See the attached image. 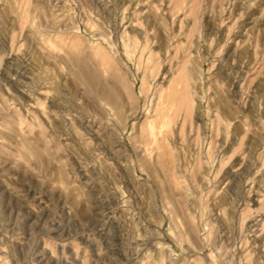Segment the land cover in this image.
<instances>
[{
	"label": "rangeland",
	"instance_id": "obj_1",
	"mask_svg": "<svg viewBox=\"0 0 264 264\" xmlns=\"http://www.w3.org/2000/svg\"><path fill=\"white\" fill-rule=\"evenodd\" d=\"M0 264H264V0H0Z\"/></svg>",
	"mask_w": 264,
	"mask_h": 264
}]
</instances>
